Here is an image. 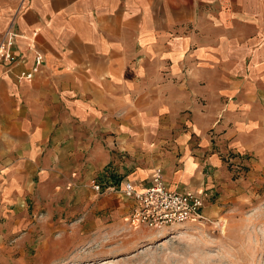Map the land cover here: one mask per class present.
I'll return each instance as SVG.
<instances>
[{
	"label": "crops",
	"instance_id": "obj_1",
	"mask_svg": "<svg viewBox=\"0 0 264 264\" xmlns=\"http://www.w3.org/2000/svg\"><path fill=\"white\" fill-rule=\"evenodd\" d=\"M7 29L0 247L35 229L46 242L65 214L121 222L132 199L119 191L89 206L105 173L140 186L158 166L204 202L227 166L264 159V0H0Z\"/></svg>",
	"mask_w": 264,
	"mask_h": 264
},
{
	"label": "rangeland",
	"instance_id": "obj_2",
	"mask_svg": "<svg viewBox=\"0 0 264 264\" xmlns=\"http://www.w3.org/2000/svg\"><path fill=\"white\" fill-rule=\"evenodd\" d=\"M237 166L207 188L213 212L203 223L132 228L102 208L65 214L49 221L46 242L39 229L3 239L0 264H264V159L245 156Z\"/></svg>",
	"mask_w": 264,
	"mask_h": 264
},
{
	"label": "built area",
	"instance_id": "obj_3",
	"mask_svg": "<svg viewBox=\"0 0 264 264\" xmlns=\"http://www.w3.org/2000/svg\"><path fill=\"white\" fill-rule=\"evenodd\" d=\"M34 32V31H33ZM13 32L5 30L0 38V61L13 62L17 54L13 51ZM42 56L39 52L33 55L28 68L19 70V77L30 78ZM90 188L94 194L119 191L132 202L123 216L128 226L157 227L189 222L203 223L207 216L202 212L203 197L200 192L170 188L161 176V169L155 166L147 183L137 186L129 179L116 180L108 173L95 177Z\"/></svg>",
	"mask_w": 264,
	"mask_h": 264
}]
</instances>
